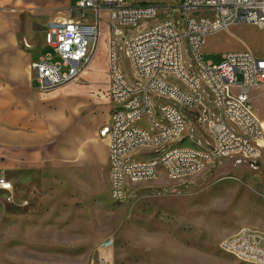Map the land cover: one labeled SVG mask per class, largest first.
<instances>
[{
    "label": "rangeland",
    "instance_id": "374dc122",
    "mask_svg": "<svg viewBox=\"0 0 264 264\" xmlns=\"http://www.w3.org/2000/svg\"><path fill=\"white\" fill-rule=\"evenodd\" d=\"M78 1L70 0L69 5V0H0V11L17 16L18 25L20 17L28 19L35 33L38 53L34 61H37L49 51L46 47L42 50L46 24L50 20L81 15L75 10ZM179 16L178 11H162L157 17L143 20L136 28L121 27V30L123 36L134 35L163 21L178 20ZM102 23L103 29H107L105 16ZM240 26L244 27L218 36V46L224 53L243 48L264 57V28ZM97 47L78 80L28 97L25 102L27 132L34 130L36 140L41 142L29 151L41 165L47 189L28 197L27 188L15 186V201H22L23 216L39 211L41 207L37 206L41 202L52 209L67 210L72 217L58 229L23 230L21 244H9L2 233L1 206L6 200L1 195L0 264H256L229 255L221 244L245 229L264 236V158L257 160L242 154L217 158L202 172L178 180L169 179L162 171L158 179L126 181L128 191L121 202L110 197L107 141L98 135L110 118L109 37L101 35ZM222 53L203 54L202 59L218 64ZM184 57L186 69L194 72L186 50ZM116 64L130 85H143L134 78L121 36L117 37ZM162 80L187 90L175 77ZM33 88L37 90L36 82ZM201 95L209 118L218 121V112L213 109V99L205 86ZM152 97L154 105L169 102L155 99V93ZM253 103L257 118L264 120V88L256 92ZM185 115L193 119L186 111ZM189 124L190 120L187 129H191ZM133 126L146 128V122ZM176 142L209 150L213 134L203 124ZM166 148L138 149L125 158V163L157 158ZM2 160L6 157L0 156V167ZM55 167L68 173L67 179L65 175L59 176V188L50 190V172ZM10 208L15 211L13 206ZM107 242L111 243L108 249Z\"/></svg>",
    "mask_w": 264,
    "mask_h": 264
},
{
    "label": "built area",
    "instance_id": "2783aa9c",
    "mask_svg": "<svg viewBox=\"0 0 264 264\" xmlns=\"http://www.w3.org/2000/svg\"><path fill=\"white\" fill-rule=\"evenodd\" d=\"M75 10L93 12L94 25L50 20L44 28L45 47L49 51L31 64L33 81L42 94L78 80L92 61L105 16L110 44L111 109L109 121L98 135L107 141L109 190L114 201L125 199L126 181L158 179L162 171L169 179H183L202 172L215 159L230 155L264 158V132L253 105V93L264 88V57L246 49L222 53L218 64L202 59L209 36L233 25L264 28V0H183L182 4L177 0H79ZM169 10L178 11L179 19L123 36L121 27L136 28L143 20ZM119 36L135 80L143 82L141 87L130 85L117 67ZM185 50L194 72L186 69ZM168 76L178 79L187 90L162 80ZM203 86L213 99L218 121L209 118L201 95ZM152 93L155 99L175 100L180 107L164 102L154 112ZM185 111L200 126L204 124L212 131L209 150L177 144L187 128ZM143 121L146 128L133 126ZM151 147L167 148L152 160L125 163V158L136 150ZM0 195L10 199L15 196V186L1 168ZM110 246L111 243L105 244L107 249ZM221 248L239 260L264 264V236L247 229L224 241Z\"/></svg>",
    "mask_w": 264,
    "mask_h": 264
},
{
    "label": "crops",
    "instance_id": "0c3cea01",
    "mask_svg": "<svg viewBox=\"0 0 264 264\" xmlns=\"http://www.w3.org/2000/svg\"><path fill=\"white\" fill-rule=\"evenodd\" d=\"M82 18L85 20H82ZM17 19H19L17 16L0 11V156L6 157V160L1 161L0 168L11 178L14 186L17 188L18 186L27 188V196L30 194L28 197H31L36 192L39 194L41 191L47 189V182L42 179L41 165L36 162L37 158L29 151L30 149H36L41 142L39 139L36 140V132L34 130L33 132H27L24 114L27 98L40 94L33 88L34 81L31 69V64L35 62L34 55L38 51H35V33L31 30L28 19L20 17V25H18ZM60 20L74 23L83 21L82 23L88 25H94L95 23L93 12H85L81 13V15L75 14L70 19ZM102 26L103 23L100 26L99 41L101 40V35L109 37L108 27L107 29H103ZM245 26H248L250 29L256 28L254 25L247 24ZM236 27L244 26L233 25L228 30ZM226 31L207 38L202 51L205 56L223 52L218 46L216 38L225 34ZM44 48L45 44H42V50ZM241 49L240 51L246 50ZM176 86L181 88L179 85ZM255 94L256 92L253 93V97ZM169 103L180 107V104L175 100L169 99ZM159 106L160 104L154 105V112L158 111ZM183 114L186 117L185 112ZM186 119L187 124L188 120H190L189 126H191V129L186 128L187 130H184L185 135L182 134L181 138H185L191 130L200 126L199 121L195 118ZM147 129L149 128L147 127ZM206 137L208 136L205 135V139ZM152 159L147 158L144 160ZM208 166L210 165L206 167ZM51 171L49 189L57 190L60 186L59 176L65 175L67 179L68 173L64 174L60 172L62 170H59L57 167ZM2 196L4 197L2 200H6L1 206L2 233L9 244H21L23 230L34 231V229H41L50 231L58 229L65 225L67 219L72 217L71 213L67 210L52 209L46 203L41 204V202L37 206V208L41 207L39 211H34L31 214L23 216L21 214V211L24 212L22 201L19 199L15 201L16 196H14V199H10L7 195ZM11 206H13L14 212L11 210ZM68 213H70V216H68Z\"/></svg>",
    "mask_w": 264,
    "mask_h": 264
},
{
    "label": "bare ground",
    "instance_id": "6f19581e",
    "mask_svg": "<svg viewBox=\"0 0 264 264\" xmlns=\"http://www.w3.org/2000/svg\"><path fill=\"white\" fill-rule=\"evenodd\" d=\"M82 20H83V18H82ZM83 22V21H82ZM82 22H78V23H82ZM99 44H100V41H99V43H98V46H99ZM97 50H98V47H97ZM97 50H96V52H97ZM259 120V123H260V125H261V128H262V130H263V132H264V120H260V118L258 119ZM183 135H185V131L183 132ZM210 166H211V164H210ZM105 201V200H104ZM103 201V202H104ZM234 201V200H233ZM109 205V204H108ZM247 261H250V260H247ZM251 262V261H250Z\"/></svg>",
    "mask_w": 264,
    "mask_h": 264
}]
</instances>
